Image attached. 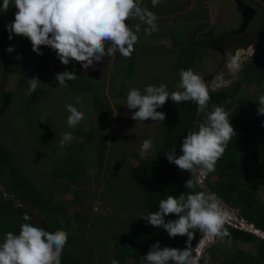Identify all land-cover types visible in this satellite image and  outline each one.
I'll return each instance as SVG.
<instances>
[{
	"label": "rangeland",
	"instance_id": "rangeland-1",
	"mask_svg": "<svg viewBox=\"0 0 264 264\" xmlns=\"http://www.w3.org/2000/svg\"><path fill=\"white\" fill-rule=\"evenodd\" d=\"M240 2L243 7L252 9L253 14L246 21H243V10L237 0H161L155 7L151 0H142V7L146 6L158 17L157 29L138 41L134 60L129 63V58L117 53L86 69L94 72L93 83L103 94L101 101L105 102L104 98L107 100V113H95L90 93L79 96L82 103L77 104V97L72 92L54 83L49 75L39 74L37 78L41 85L34 97L35 110L39 115L37 128L31 129L21 119L17 98L10 101L0 114V147L12 151L24 175L37 189H41L39 191L50 192L54 200L63 202L62 212L70 218L66 224L69 231L78 228V219L84 222L82 240H79L81 244L74 245L75 248L71 246L70 251L73 250L86 264H111L114 240L121 232L144 219L138 205L139 190L130 178L129 168L142 158V142L153 140L151 149L144 155L147 156L160 141L161 135L158 121L148 119L140 122L131 118L138 109L126 106L129 90L137 88L143 92L147 85L158 86L161 83L167 85L169 92L178 90L180 76L174 72L171 34H182L196 42L206 38V44L198 50L193 71L212 87L220 72L226 77L232 76L225 81H234L236 73L244 69L252 57L262 55L264 59V0ZM128 23L130 26L140 23L143 32L148 27L138 19ZM242 40L246 45H254L253 55H242L239 70L232 71L228 67L233 57L232 49L241 46ZM129 64H132V75L128 77L125 93L120 99L115 94L120 82L129 75L126 72ZM20 78V69L13 68L7 75L5 87L16 92ZM240 91L230 114L242 115L246 122L251 123L256 118L258 97L264 95V80L252 75L243 82ZM69 103L84 113V119L77 126L83 125L87 129L89 144L85 142L86 135L73 134L74 128L68 127L70 113L65 106ZM178 105L169 98L157 111H172ZM41 116H47V120L41 121ZM64 132H71L74 138L61 146ZM98 140L102 144L97 145ZM99 152L102 158L98 163L96 155ZM69 166H75L72 174L82 168V183L77 184V181L76 185H72L70 176L65 175ZM56 170L58 176L54 175ZM177 175L183 176L184 172H177ZM194 179L199 181L198 177ZM257 185L264 199V180ZM64 189L66 193L62 192ZM210 242V246L216 249L214 253L207 254L213 259L211 264H231L233 259H241V254H255L258 244L256 240L251 243L229 242L221 238ZM133 262L130 259L128 264Z\"/></svg>",
	"mask_w": 264,
	"mask_h": 264
},
{
	"label": "trees",
	"instance_id": "trees-1",
	"mask_svg": "<svg viewBox=\"0 0 264 264\" xmlns=\"http://www.w3.org/2000/svg\"><path fill=\"white\" fill-rule=\"evenodd\" d=\"M2 3L3 0H0V5ZM16 11L14 4L10 6L7 12L0 11V114L6 110L10 101L17 98L21 119L26 121L28 127L36 129L38 125L36 119L39 118V115L35 110L34 97L37 91L30 96L25 94L29 86V78L46 74L53 79L54 83L59 85L55 76L63 71H75L79 78L74 81H67L66 86L62 87L72 92L77 98L90 93L92 106L96 110L95 113L102 111L107 113V100L104 98L105 102H102L100 99L103 94L93 83V71L82 69L80 62L74 60L68 65L62 64L56 52L49 46H40L43 55H38L32 50L31 42L27 37L13 34V38L9 39L6 25L14 20ZM145 36L146 34L142 30L138 33L139 40ZM171 40L174 46V72L179 74L181 69L191 68L193 70L198 50L200 51V46L206 44V38L196 42V40H190L182 34H171ZM244 42L242 40L241 46L232 49L233 57L237 50H246L252 45V43L246 45ZM136 45L137 43L134 48ZM9 46L14 48L10 53L6 51ZM221 47L223 48L224 45ZM18 54L19 58H17ZM261 56H254L248 60L245 68L236 73L235 80L226 86L222 85L214 90L210 86L211 99L204 112L198 113L196 111L197 105L191 101L180 103L172 111H163L166 114L165 120L163 122L158 121L160 141L156 143L150 154L140 158L137 164L129 168L130 178L139 190L138 205L142 215L147 216L149 213L158 211L159 201L166 199L168 195L179 196L183 192L188 194L199 191L207 192L208 190L227 204L229 210L236 211L238 219L242 218L246 223L253 225L255 229L264 232V199L261 197L257 185L264 180V126H262L264 115L256 114L253 122L249 123L244 120L242 115L230 114L234 109L233 101L241 93L243 82L252 75L264 80V59ZM134 57L135 53L133 52L129 58V63L134 60ZM13 68L20 69L21 78L18 93L5 87L7 75ZM131 69L132 64H129L126 70L129 75H126L120 82L121 85L115 97L121 99L124 95L127 79L132 75ZM231 77L225 76L227 80H230ZM213 105L222 106L228 112L236 136L228 143L223 156L217 161L216 170L204 177L207 184V189H204L194 179L195 176L191 177L188 171H183L184 175L178 176L177 172L182 170L174 163H170L165 153L175 145L177 156L181 155L180 145L184 137L189 130H198V122L204 121L205 113L211 110ZM39 125L42 126L40 122ZM74 132L86 135L87 140L85 142L89 144V133L83 125L74 128L72 133L74 134ZM99 143L102 144L99 140L96 141L97 145ZM101 158L102 154L99 152L96 155L98 163ZM74 167L69 166L70 169H65L68 170L65 175L70 176L69 181L73 183L72 185H76L75 182L77 181V184L82 183L83 178L81 177L82 168L76 170L77 173L72 174ZM54 175H59L58 170L54 171ZM190 178L194 187L188 189L185 187V183ZM39 189L24 175L22 168L16 163L12 151L7 147H0V243L3 242V238L9 231L18 235L21 224L29 223L36 226L30 212L41 209L42 216L48 224V231L64 230L68 233V241L62 251L61 264H86L77 257L78 255L73 253V250L70 251L71 246L75 248L74 245L81 244L79 240H82L81 231L84 229V222L78 219V228L69 231L66 224L70 218L65 212H62L63 202L54 200L50 192H41ZM4 191L9 198L6 197ZM62 192L66 193L67 191L64 189ZM25 206H29V208ZM176 218L175 214H170L165 217V221ZM225 228L230 233L229 236L221 238L225 241L251 243L256 240L258 243L255 254H241V259L239 257L230 259L232 260L231 264H264V240L251 233L243 232L228 223L225 224ZM202 238V233L195 230L194 238L191 240L193 251L201 243ZM187 239V236L179 235L172 238L163 227H154L143 219L121 232L119 237L114 240L112 257L119 264H128L130 259L134 261L132 264H146L144 256L156 241L160 242L162 248L167 246L182 249L186 246ZM215 250L214 246L206 247L199 264H207L209 261L211 264L213 259L207 254L214 253ZM70 252L74 255H70Z\"/></svg>",
	"mask_w": 264,
	"mask_h": 264
},
{
	"label": "clouds",
	"instance_id": "clouds-1",
	"mask_svg": "<svg viewBox=\"0 0 264 264\" xmlns=\"http://www.w3.org/2000/svg\"><path fill=\"white\" fill-rule=\"evenodd\" d=\"M160 2L151 0L154 7ZM13 4L17 11L14 20L6 25L10 40L13 34L27 37L32 50L38 55H43L40 46H49L62 64L68 65L74 60L80 62L85 70L104 57H112L117 53L125 58L131 57L135 51L134 45L139 41L141 24L130 26L129 21L138 19L146 24V35L157 29L158 17L146 6L142 7V0H3L0 11L7 12ZM13 50L12 46L6 49L9 53ZM240 66L239 56L230 58V70L237 71ZM179 76L176 91L169 92L163 83L158 86L147 85L143 92L137 88L130 89L126 106L128 109H138L132 113L131 118L140 122L148 119L163 122L166 114L157 109L169 98L176 104L194 102L197 105L196 111L204 112L211 99L210 85L191 68L181 69ZM78 78L75 71H63L55 76L59 86H66L67 81ZM28 83L25 93L28 96L40 89L41 81L36 76L29 78ZM257 102V114L264 115V95H260ZM76 103L82 102L77 98ZM65 107L70 113L67 117L68 127L75 128L84 119V113L71 103ZM46 120L47 116H41V121ZM198 125V130H189L184 137L180 145L181 155L177 156L175 145L165 154L170 163L182 171H188L191 177L199 178L216 170L217 161L223 156L236 132L228 112L217 105L205 113L204 121L198 122ZM73 138L71 132L62 133L61 146ZM152 145L151 139L142 142L141 157ZM185 187H194L191 178L186 181ZM227 211H231L229 206L212 192H183L179 196L168 195L166 199H161L158 211L141 217L154 227H163L172 238L179 235L187 236L188 239L182 249L162 248L160 242L156 241L144 256L146 264H199V256L194 254L199 246L209 247L212 244L210 241L216 237L230 235L225 228L229 218ZM170 214H175L177 218L166 222L165 217ZM195 230H199L203 238L202 245L200 243L193 251L191 240ZM67 241L68 233L64 230L52 232L42 226L21 224L18 235L9 231L0 243V264H61L62 251ZM111 264L119 262L113 259Z\"/></svg>",
	"mask_w": 264,
	"mask_h": 264
},
{
	"label": "built area",
	"instance_id": "built-area-1",
	"mask_svg": "<svg viewBox=\"0 0 264 264\" xmlns=\"http://www.w3.org/2000/svg\"><path fill=\"white\" fill-rule=\"evenodd\" d=\"M240 50H243V49H240ZM235 56H237V52H235ZM241 56L242 55H240L239 57H241ZM229 82H231V81H225L224 77L222 75H219V77L217 78V82L213 86V89L218 88V87H220L222 85L226 86L227 84H229ZM203 179H204V177H199V181L198 182L201 184L203 182ZM1 188L3 189L2 186H1ZM4 193H5L6 197L9 198V196L7 195V193L5 191H4ZM227 212L229 213V218H228V222H227L228 224H230L231 226H233V227H235V228H237V229H239V230H241L243 232L251 233L255 237L264 240V232L255 229L253 225L246 223L242 218L238 219L237 216H236V214H237L236 211H227ZM203 240H204V243H205V239H203ZM203 252H204L203 246H199L198 249L196 250V252L194 253V254L199 256V261L202 258Z\"/></svg>",
	"mask_w": 264,
	"mask_h": 264
},
{
	"label": "water",
	"instance_id": "water-1",
	"mask_svg": "<svg viewBox=\"0 0 264 264\" xmlns=\"http://www.w3.org/2000/svg\"><path fill=\"white\" fill-rule=\"evenodd\" d=\"M252 48L254 50V46L251 45L247 50H238L237 51V56H240V55H244V54H247V55H251L252 53ZM199 185H202L204 187V189H207V184L205 182V180L203 179V182ZM207 192H209L207 190ZM33 216H32V220L33 222L36 224V226H42V227H45L46 230L48 229V224L45 222V219L42 217V211L41 209H37L35 212L32 213Z\"/></svg>",
	"mask_w": 264,
	"mask_h": 264
},
{
	"label": "crops",
	"instance_id": "crops-1",
	"mask_svg": "<svg viewBox=\"0 0 264 264\" xmlns=\"http://www.w3.org/2000/svg\"><path fill=\"white\" fill-rule=\"evenodd\" d=\"M238 2H239V6L242 8V10H243V14H244V16H243V21H246V19H247V17L249 16V15H251V14H253L252 13V9H248L249 7H247V6H242L241 5V2L240 1H244V2H246V3H249V0H237ZM251 1H261V0H251ZM263 2V1H262ZM251 4V3H250ZM26 207H28L29 208V206H26ZM33 212H35V210H31V213H33ZM32 216H33V214H32Z\"/></svg>",
	"mask_w": 264,
	"mask_h": 264
},
{
	"label": "flooded vegetation",
	"instance_id": "flooded-vegetation-1",
	"mask_svg": "<svg viewBox=\"0 0 264 264\" xmlns=\"http://www.w3.org/2000/svg\"><path fill=\"white\" fill-rule=\"evenodd\" d=\"M228 54V53H227ZM245 57V56H244ZM243 58V57H242ZM246 58V57H245ZM227 62L224 64V68H225V70H226V68H227ZM223 73V72H222ZM221 72H220V75H222L223 77H224V79H225V76L222 74ZM43 217V216H42ZM44 218V217H43ZM45 219V218H44Z\"/></svg>",
	"mask_w": 264,
	"mask_h": 264
}]
</instances>
